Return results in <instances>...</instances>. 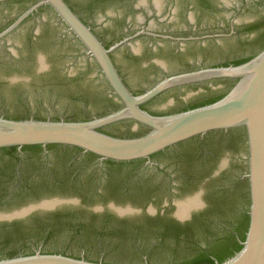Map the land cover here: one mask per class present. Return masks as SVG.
<instances>
[{
  "label": "water",
  "instance_id": "95a60500",
  "mask_svg": "<svg viewBox=\"0 0 264 264\" xmlns=\"http://www.w3.org/2000/svg\"><path fill=\"white\" fill-rule=\"evenodd\" d=\"M0 264H264V0H0Z\"/></svg>",
  "mask_w": 264,
  "mask_h": 264
}]
</instances>
